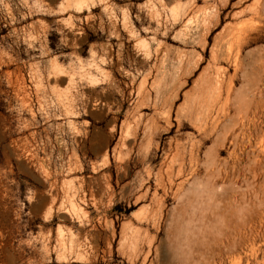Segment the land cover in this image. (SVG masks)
<instances>
[{"label": "rangeland", "instance_id": "374dc122", "mask_svg": "<svg viewBox=\"0 0 264 264\" xmlns=\"http://www.w3.org/2000/svg\"><path fill=\"white\" fill-rule=\"evenodd\" d=\"M261 139L264 0H0V264H264Z\"/></svg>", "mask_w": 264, "mask_h": 264}, {"label": "bare ground", "instance_id": "6f19581e", "mask_svg": "<svg viewBox=\"0 0 264 264\" xmlns=\"http://www.w3.org/2000/svg\"><path fill=\"white\" fill-rule=\"evenodd\" d=\"M235 35V34H234ZM235 37V36H234ZM236 38V37H235ZM263 136V135H262ZM262 136H261V138H262ZM262 140V141H261ZM260 141L261 142H263L264 140L263 139H261ZM17 148V147H16ZM23 149V148H22ZM26 149V148H25ZM25 149L23 150V151H25ZM20 150V149H19ZM32 151V150H31ZM30 151V152H31ZM17 152V151H16ZM22 152V151H21ZM28 152V151H27ZM29 153V152H28ZM30 154V153H29ZM20 155H21V153H20ZM22 156V155H21ZM25 156V155H24ZM34 157V156H33ZM23 158V157H22ZM25 158V157H24ZM19 159H20V156H19ZM26 159V158H25ZM20 160H22V159H20Z\"/></svg>", "mask_w": 264, "mask_h": 264}]
</instances>
